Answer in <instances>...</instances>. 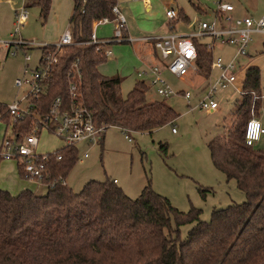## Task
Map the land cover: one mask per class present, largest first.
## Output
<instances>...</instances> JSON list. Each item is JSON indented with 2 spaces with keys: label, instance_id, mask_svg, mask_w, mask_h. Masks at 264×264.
<instances>
[{
  "label": "trees",
  "instance_id": "trees-1",
  "mask_svg": "<svg viewBox=\"0 0 264 264\" xmlns=\"http://www.w3.org/2000/svg\"><path fill=\"white\" fill-rule=\"evenodd\" d=\"M72 1L68 24L78 42L91 38L94 21L113 19L111 9L117 3ZM50 3L24 0L25 7L38 6L43 18ZM194 43L196 66L208 77L212 54L204 41L194 38ZM76 58L81 69L80 92L97 125L152 132L178 116L164 100L146 99L149 86L145 80L139 79L122 96V79L103 76L98 65L107 57L96 45L86 43L63 50L53 82L37 101L42 109L54 96H66V73ZM260 86V69L247 67L231 124L227 122L223 132L208 142L214 166L235 181L244 201L215 208L204 221L200 209L181 212L149 184L135 198L127 196L114 179L90 180L75 192L65 177L78 160V148L61 147L62 159L48 161L43 194L28 188L12 194L0 188V264H264V155L244 139L251 109L257 112L261 107V95L252 96ZM31 124L28 117L15 124L16 138L29 132ZM185 224L190 227L181 238L180 228Z\"/></svg>",
  "mask_w": 264,
  "mask_h": 264
},
{
  "label": "rangeland",
  "instance_id": "rangeland-1",
  "mask_svg": "<svg viewBox=\"0 0 264 264\" xmlns=\"http://www.w3.org/2000/svg\"><path fill=\"white\" fill-rule=\"evenodd\" d=\"M149 1L150 11L146 12L139 3L138 6H134L136 3H131L130 0H118L125 11V16L130 19V22L126 23L127 29L128 24L134 25L135 21L145 18L147 13L163 20L164 2L168 0ZM223 1L232 4L239 16L248 13L254 17L264 16V0ZM213 2L214 0H171L169 7L177 13L179 9H183L184 14L189 17L188 23L192 25L196 18H210V15H201L194 5L212 9ZM23 5L24 0H0V104L3 105L17 100L28 89L27 86L18 88L14 84L15 78L22 75L24 59L20 50L13 55L14 46L8 48L7 44L13 41L12 38L17 39L19 35L25 40L36 42L56 41L67 28L73 10L72 0H51L45 18L40 16L38 6L25 7L27 18L16 33L14 10H20ZM176 24H179V27L175 28L176 31L189 33V28L185 24L181 22ZM92 30L98 38H111L115 35V22L93 26ZM134 33L137 32L129 31V36L132 38L139 36ZM260 39L259 34L252 36L248 48L250 56H240L235 68L239 80L250 63L259 66L262 84L261 89L255 92L257 96L264 95V46L259 43ZM132 43L129 41L112 43L114 56L101 63L98 70L103 76H119L122 79L120 84L122 96L127 95L135 82L141 79L136 75V70H133L143 65L135 64ZM216 44L213 57L223 54V62L226 64L234 55L235 49L218 46V42ZM28 52L32 59L39 55L37 48ZM225 54L231 57L228 58ZM30 63L32 65V62ZM218 73L219 70L212 67L208 79L203 81L192 76L178 78L167 71H162L161 77L176 93L163 97L157 94L155 86H150L146 92V99L164 100L169 104L178 115L173 123L156 128L152 132L128 131L130 140L125 138V133L120 128L109 126L104 130L102 143L77 144L78 160L65 177L67 185L78 192L90 180L115 179L116 184L127 196L135 198L143 187L149 184L152 190L166 197L172 206L181 212L187 213L192 207L200 209V219L204 221L211 218L213 209L244 201L245 196L235 181L226 179L225 174L214 166L208 148V142L221 134L224 125L232 120L236 101H240L242 95L231 86L219 88L214 94V100L218 103L216 109H202L198 105L206 92L205 86L214 83ZM235 85L242 88L236 82ZM179 90L188 91L190 98H184ZM259 101L261 107L257 112H253L252 108L250 115L254 113L253 117L264 127V97H259ZM172 127L175 129L174 132ZM5 128L9 134L10 127H6L5 122L1 120L0 142ZM62 145L56 137L43 131L39 136L36 152H52ZM252 148L263 152L264 155V134L253 143ZM84 150L88 151L86 158H82ZM13 184H15L13 187L23 184L37 194L45 192L44 184L41 182L30 181L19 175L16 160L0 159V186L11 187L9 185ZM19 189L21 188L12 191L17 192ZM189 227V224L181 226V238L186 236Z\"/></svg>",
  "mask_w": 264,
  "mask_h": 264
},
{
  "label": "built area",
  "instance_id": "built-area-1",
  "mask_svg": "<svg viewBox=\"0 0 264 264\" xmlns=\"http://www.w3.org/2000/svg\"><path fill=\"white\" fill-rule=\"evenodd\" d=\"M144 3L148 0H140ZM213 15L207 19H196V29L191 33H179L171 29L167 34L145 37L152 39L153 47L159 57L160 63H155L145 67H139L135 73L138 78L145 80L147 85L155 86L156 92L160 96L167 97L176 92L161 77L162 69L178 78L186 77L191 71H196L197 50L194 43L195 39L209 38L205 42L206 48L213 52L219 45L231 46L235 49L232 58L225 64L221 56L212 59L211 66L218 69L219 73L214 83H209L206 87L204 96L199 100V107L202 109L214 110L218 103L214 100V94L219 88L231 86L240 94L242 88L235 85V68L238 64L237 59L245 56L254 34H259L264 38V16L254 18L246 15L235 17L231 15L232 4L223 0H214ZM111 12L113 20L117 27L115 35L111 38H98L92 30L91 38L85 42L75 41L71 32L70 25L64 30L59 38L52 43L36 42L35 40H25L20 35L17 39L7 44L8 48L13 45V55L18 50L22 52L24 66L22 75L14 80L18 88L27 86L28 89L17 100L10 104L3 105V111L0 110V120L7 116L6 126L10 127V132L5 133L0 143V157L6 160H16L20 166V175L22 178L30 181H39L46 186L45 178L49 174L48 161L51 157L56 160L62 159L59 150L52 152L37 153L36 147L39 136L43 131L56 137L62 142V147H77V144H94L101 142L105 130L104 125H97L94 121L91 110L85 105L80 92L81 69L79 59H74L66 73L67 94L66 96H54L44 110L37 104L41 96L46 93L47 88L54 79L55 68L60 61L63 50L66 47L79 44H94L96 50L105 57L111 55L110 45L118 41H135L139 38H132L126 34V19L121 12L119 5H113ZM165 15L170 22L178 19V13L168 7ZM27 18L25 6L15 11V32L18 33L19 27L23 26ZM107 17H103L93 22L97 24L108 22ZM37 48L39 55L35 66H29L32 56L29 50ZM254 98L258 96L252 92ZM184 97L188 99L190 93L184 92ZM261 97H264L261 96ZM254 114V113H253ZM252 116L246 123L245 143L252 146L258 140L260 135L264 134V127L261 122ZM25 117L32 119L31 129L24 134L21 139H17L13 127ZM125 138L130 140L127 135L128 129H122ZM175 129L172 127V132ZM88 156V151L84 150L82 158ZM116 181V180H115Z\"/></svg>",
  "mask_w": 264,
  "mask_h": 264
},
{
  "label": "crops",
  "instance_id": "crops-1",
  "mask_svg": "<svg viewBox=\"0 0 264 264\" xmlns=\"http://www.w3.org/2000/svg\"><path fill=\"white\" fill-rule=\"evenodd\" d=\"M131 3H136L134 6H138V3L139 5H143L144 9L146 10V12H149L150 11V1L148 0V2L144 3L140 0H130ZM170 2L171 0H168V1H165L164 2V10L166 11V9L169 7L170 5ZM141 3V4H140ZM117 4L119 5V8L121 10V12L123 13V15L125 16V11L123 10V7L121 6V4H119L118 0H117ZM195 8L197 9V11L203 15V16H209L210 15V18L212 17L213 15V8L212 9H209V8H206L204 6H200V5H194ZM166 8V9H165ZM15 11L14 10V15H15ZM232 16H235V17H241L239 16V14L235 13V8L233 7V10L230 12ZM152 14L149 15V13H147L146 17L145 18H141L139 19L138 21H135V24L134 25H131V24H128V29L126 27V30L124 31V34L128 35L129 36V31L131 32H137V33H134V34H139V36H137L136 38H139L135 41H132V45H131V49H132V52H133V55H134V62L136 65H143L142 67H145V66H148V65H152V64H155V63H160V60H159V57L153 47V41L152 39H145V37H155V36H160V35H165L167 34L171 29H173L174 31L176 27H179V24H176L181 22L182 24H185L189 29V33L191 32H194L195 29H196V25H195V22L191 25L189 24V17L184 14L183 12V9H179L178 11V19L174 22H170V20L167 19L166 15H164L163 17V20H160L158 18H155V16H151ZM246 15H250V16H253L252 14H245V15H242V16H246ZM254 17V16H253ZM204 17L202 18H196V19H203ZM254 18H258V17H254ZM125 19H126V23L129 21L130 22V19L128 17L125 16ZM195 19V20H196ZM114 24L115 22V28L117 27V24H116V21L115 20H109L108 22H110ZM106 22V23H108ZM100 24H97L95 27L99 26ZM102 25V24H101ZM191 25V26H190ZM68 27V26H67ZM192 27V29H191ZM93 28V27H92ZM178 32V31H176ZM179 33H183V32H179ZM131 34V33H130ZM186 34V33H184ZM188 34V33H187ZM210 39L209 38H203V39H200V41H204V42H208ZM55 42V41H54ZM42 43H50V42H42ZM259 43L261 45L264 46V38L261 36V39L259 40ZM218 46H225V47H228L227 45H218ZM250 46V45H249ZM253 46V45H252ZM112 53L110 56H108L106 58V60L108 58H111L114 56V52L112 50V44L109 46ZM231 47V46H229ZM233 48V47H231ZM249 48V47H248ZM253 48V47H252ZM216 49V47H215ZM214 49V51H215ZM249 50V49H248ZM213 52H211L212 54ZM246 55H249V51L247 52ZM245 55V56H246ZM218 56H221V55H218ZM225 56H228L227 54H225ZM250 56V55H249ZM222 59H223V54H222ZM231 56H228V58H230ZM37 58H38V55L36 56V58L32 59L31 62H32V65L31 63L29 62V66H35L36 65V61H37ZM213 54H212V59H213ZM227 58V59H228ZM232 58V57H231ZM230 58V59H231ZM105 60V61H106ZM237 61L239 62V59H237ZM212 62V60H211ZM249 66H257L259 68L258 65L254 64V63H250V65H248L247 67ZM246 67V68H247ZM136 68V67H135ZM133 69V70H136V69ZM246 68L244 69V72L246 70ZM211 69H212V66H211ZM260 69V68H259ZM98 70H99V65H98ZM162 71H167L166 69H162ZM161 71V73H162ZM168 72V71H167ZM211 72V70H210ZM169 73V72H168ZM171 74V73H170ZM210 75V74H209ZM208 75V76H209ZM187 76H192V77H198L200 78V80H207L208 77H203L200 73H199V70L197 68L196 71H191ZM186 76V77H187ZM237 76H236V83L239 84V85H243V79H244V73L241 75L240 79L237 80ZM260 78H261V70H260ZM147 84V83H146ZM209 84V83H208ZM207 84V85H208ZM262 84V83H261ZM207 85L205 86V89L207 87ZM200 86H198L199 88ZM204 89V88H203ZM264 91V90H263ZM179 93H182V95L184 94V90H179L178 91ZM241 95V94H240ZM184 97V95H183ZM185 98V97H184ZM190 98V97H189ZM238 102V101H236ZM1 106L3 104H0ZM237 104L235 105V108H236ZM1 120H3L6 124V121H7V118L3 117ZM0 120V121H1ZM7 127V126H6ZM7 133L6 132V128H5V132L4 134ZM4 134H3V137H4ZM102 140H103V137L101 139V142L102 143ZM1 143V142H0ZM115 180V179H114ZM15 184L13 185H9L11 187H8V186H5V187H1V189H5L7 191H9L10 193L12 194H16L18 193L19 191L23 190V189H26L28 187H24L23 184H19L17 187H13ZM8 188V189H7ZM15 188H21L19 189V191L17 192H13L12 190H14ZM30 189V188H28ZM32 190V189H31ZM33 192H35L34 190H32Z\"/></svg>",
  "mask_w": 264,
  "mask_h": 264
}]
</instances>
